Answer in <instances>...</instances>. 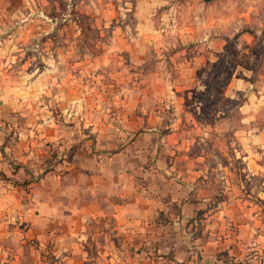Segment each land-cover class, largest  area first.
<instances>
[{
  "label": "crops",
  "instance_id": "crops-1",
  "mask_svg": "<svg viewBox=\"0 0 264 264\" xmlns=\"http://www.w3.org/2000/svg\"><path fill=\"white\" fill-rule=\"evenodd\" d=\"M8 2L0 3V264H48L46 257L36 258L48 240L55 264H264V243L251 240L255 221L249 213L239 217L240 236L233 235L230 244L192 239L188 221L213 191L201 180L202 170L181 156L177 133L164 134L160 116L142 113L146 100L95 97V88L80 81L96 69V56L139 60V49L130 44L145 36L129 37L117 26L108 37L124 45L123 53L121 48L86 53V63H79V54L63 44L78 41L81 32L76 22L67 23L62 28L75 26L76 36L68 39L62 31L60 38L45 35L41 41L39 56L48 61L44 71L32 78L26 63L16 75L15 51L31 44L32 30L22 24L16 33L15 6ZM110 27L107 21L100 28L105 33ZM138 29L143 33L150 26ZM53 39L65 50L53 51ZM197 47L194 52L205 54ZM181 71L188 75L191 66ZM121 104L124 114L111 116L110 108ZM52 150L58 152L57 163L51 162ZM67 152L69 160L63 156ZM18 181L24 185L16 186ZM9 251L15 256L4 260Z\"/></svg>",
  "mask_w": 264,
  "mask_h": 264
},
{
  "label": "rangeland",
  "instance_id": "rangeland-1",
  "mask_svg": "<svg viewBox=\"0 0 264 264\" xmlns=\"http://www.w3.org/2000/svg\"><path fill=\"white\" fill-rule=\"evenodd\" d=\"M153 1L151 7L148 0H9L15 6L16 33L22 24H29L32 30L31 44L23 52L15 51V74L20 75L28 63L31 77L37 78L48 65L39 56L44 48L41 41L45 35L60 38L62 31L68 39L76 36L75 26L62 28L67 23L73 26L76 22L81 32L78 41L63 44L79 54V63H86V53H119L120 48L123 53L124 45H116L108 37L117 26L129 37L145 36L130 44L139 49V60L114 57L106 61L94 56L96 69L81 75L80 81L95 88V97L146 100L142 113L160 116L164 134L177 133L181 156L190 157L202 170L201 180L213 191L205 205L202 203L200 214L188 221L193 240L230 244L233 235L240 236L239 217L249 213L255 233L252 238L242 235V240L264 243V0ZM107 21L111 27L102 33L100 27ZM139 24L150 29L142 33L137 30ZM151 36L156 42L150 44L147 39ZM189 39L203 42L194 45ZM154 43L160 44L156 47ZM63 46L56 42L53 51ZM195 46L205 54L199 49L194 52ZM188 66L191 72L185 75L181 70ZM120 86L126 91H116ZM123 105L121 111L117 105L110 108V115H123ZM81 139L77 148L84 142ZM70 153L63 155L66 160ZM51 157L52 163L58 162L56 150ZM32 242L38 249L40 240ZM87 247L92 257L91 246ZM53 248L48 240L47 248L36 253V258L41 255L48 264H55ZM254 252L261 257L258 249ZM12 254L15 256L9 251L3 259L10 260Z\"/></svg>",
  "mask_w": 264,
  "mask_h": 264
},
{
  "label": "built area",
  "instance_id": "built-area-1",
  "mask_svg": "<svg viewBox=\"0 0 264 264\" xmlns=\"http://www.w3.org/2000/svg\"><path fill=\"white\" fill-rule=\"evenodd\" d=\"M3 159H4V150L2 149L0 145V162H2Z\"/></svg>",
  "mask_w": 264,
  "mask_h": 264
},
{
  "label": "trees",
  "instance_id": "trees-1",
  "mask_svg": "<svg viewBox=\"0 0 264 264\" xmlns=\"http://www.w3.org/2000/svg\"><path fill=\"white\" fill-rule=\"evenodd\" d=\"M199 212H200V211H199ZM199 212H198V214H200Z\"/></svg>",
  "mask_w": 264,
  "mask_h": 264
}]
</instances>
